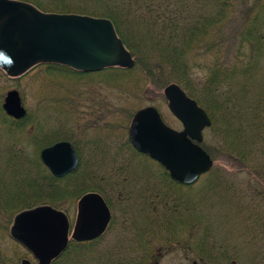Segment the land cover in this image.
Here are the masks:
<instances>
[{"label": "trees", "instance_id": "trees-1", "mask_svg": "<svg viewBox=\"0 0 264 264\" xmlns=\"http://www.w3.org/2000/svg\"><path fill=\"white\" fill-rule=\"evenodd\" d=\"M25 1L46 12L110 18L135 60L132 68L88 73L40 64L50 75L127 95L144 92L146 85L163 90L180 84L212 120L202 146L213 158L216 151L239 162L245 177L214 165L203 190L192 195L161 163L134 148L133 114L127 122L82 125L71 113L79 95L66 106L59 99L55 123L46 109L44 118L28 111L14 119L5 113L0 92V264L27 256L21 244L15 258L2 249L13 240L18 213L50 204L68 213L72 229L76 217L70 214L89 191L102 194L111 208L107 230L89 241L70 238L52 264H157V250L176 247L199 264H264V0ZM91 93L87 89V101ZM105 110L99 120L122 112ZM59 140L71 141L79 156L78 167L63 178L40 156Z\"/></svg>", "mask_w": 264, "mask_h": 264}, {"label": "water", "instance_id": "water-1", "mask_svg": "<svg viewBox=\"0 0 264 264\" xmlns=\"http://www.w3.org/2000/svg\"><path fill=\"white\" fill-rule=\"evenodd\" d=\"M46 63L87 73L118 65L132 68L135 60L110 18L46 12L25 0H0V68L15 77ZM164 95L183 128L169 126L157 107L149 105L135 113L129 139L137 151L161 163L174 180L191 185L214 166L212 156L201 145L203 131L211 127L212 120L180 84H168ZM2 107L16 119L27 113L16 89L7 92ZM40 156L58 178L73 172L79 164L78 153L69 140L44 147ZM111 219L103 195L89 191L78 201L72 233L67 212L45 204L18 213L10 234L34 258H24L20 264H52L70 238L96 239L105 233Z\"/></svg>", "mask_w": 264, "mask_h": 264}, {"label": "rangeland", "instance_id": "rangeland-1", "mask_svg": "<svg viewBox=\"0 0 264 264\" xmlns=\"http://www.w3.org/2000/svg\"><path fill=\"white\" fill-rule=\"evenodd\" d=\"M48 72L49 71L46 70V65L38 64V66H34L31 70L23 74V76H15L18 77L15 78L8 75L4 76L0 68V92L3 94V102L7 92L11 89H16L20 93L22 103L25 106L27 113L28 111L31 114L41 111V116L44 118L45 113L43 112V109H46L49 112L47 118L55 123L54 120L59 115L56 108L59 99L62 100L59 102L61 104H73V100H77L80 95V102H78V106H76L78 108L76 110L72 109L71 113L74 115V117L79 118V122H81L82 125L86 126L97 124L99 122L106 123V121H109L110 123L113 121L127 122V116L129 113L133 114L134 117L135 113L139 109L153 105L161 112L164 121L169 126L177 130H181L183 128L182 122L171 112L168 106V100L164 95V89L158 90L154 86L146 85L144 92H136L134 95H127L119 92L117 89H113L105 85H97L94 88H87L88 86L84 84V81L78 82L75 78L52 76ZM87 89L94 92L93 94L91 93L93 97L88 100L89 102L87 101ZM98 98L99 102L97 103ZM106 106L111 107L113 110L117 109L118 112L122 111L121 116L120 114L116 115L113 113L112 116L109 117L106 115L104 120H99L97 114H105L106 112L107 114L109 113L108 110H105ZM90 108L94 109L95 113L93 115H90V113H92ZM60 118H64V116L62 115ZM208 128L203 131L204 140L208 136ZM82 136L83 134L79 133L75 137L80 141L78 145L80 148L84 149V155L87 157V162H89L90 157L85 150L87 147L84 146L85 143L83 141L85 136ZM213 153L216 155L215 158L212 157L214 160V165H220L223 167L229 166L233 169L236 175L242 178L245 177V171L242 169V166L239 162L216 151ZM205 178L206 175L204 173L195 183L191 184V186H185V191H188L192 195L198 194L203 190ZM74 213H77V204L75 207V212L72 211L70 215H73ZM75 214L72 217L75 218ZM16 243L18 244V247ZM19 244L20 243L14 239L11 241L5 240L2 244V249L8 257L15 258V249L20 252L22 251V249L19 247ZM21 246L27 252V256L24 258L34 260L32 254L23 245ZM157 251V256L155 257L157 264H199V261L196 257L193 255H186V253L179 247L171 250H166L163 248L162 250ZM21 261L17 259V264H20Z\"/></svg>", "mask_w": 264, "mask_h": 264}, {"label": "flooded vegetation", "instance_id": "flooded-vegetation-1", "mask_svg": "<svg viewBox=\"0 0 264 264\" xmlns=\"http://www.w3.org/2000/svg\"><path fill=\"white\" fill-rule=\"evenodd\" d=\"M111 209V208H110Z\"/></svg>", "mask_w": 264, "mask_h": 264}]
</instances>
